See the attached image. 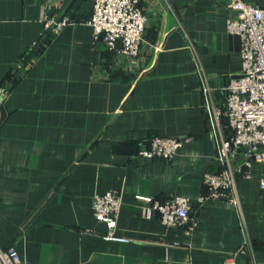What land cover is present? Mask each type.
I'll list each match as a JSON object with an SVG mask.
<instances>
[{"label":"crops","instance_id":"0c3cea01","mask_svg":"<svg viewBox=\"0 0 264 264\" xmlns=\"http://www.w3.org/2000/svg\"><path fill=\"white\" fill-rule=\"evenodd\" d=\"M92 4L0 0V94L21 69L0 100V245L22 264H224L249 238L239 264H264L263 162L238 177L237 205L197 203L204 173L223 169L197 69L216 88L241 66L227 0H141L145 42L132 71L94 39ZM48 19L64 23L50 32ZM155 135L191 139L170 161L140 155ZM114 188L122 204L109 225L92 200ZM137 195L188 197L197 224L187 232L143 216Z\"/></svg>","mask_w":264,"mask_h":264},{"label":"built area","instance_id":"2783aa9c","mask_svg":"<svg viewBox=\"0 0 264 264\" xmlns=\"http://www.w3.org/2000/svg\"><path fill=\"white\" fill-rule=\"evenodd\" d=\"M141 0H93L88 23L93 27L95 40H100L105 49L116 59L126 62L134 70L143 55L146 15ZM231 15L226 21V30L239 39L241 56L240 71L231 76L225 85L212 87L208 78L197 67L200 88L205 96L204 110L208 119L209 135L216 147V159L223 169L205 172L203 183L207 193L197 198L198 204L207 199H224L232 204L237 200V179L241 174L248 177L246 169L252 162L264 163V7L243 0H227ZM64 22L48 19L45 28L58 31ZM191 137L155 135L143 146L139 154L149 158L170 161L177 150ZM238 160V163H234ZM245 169V172H244ZM264 188V177L259 179ZM144 204L143 216L152 211L159 214L167 227L193 229L197 220L192 216L194 202L185 196L171 195L161 202L151 197L137 195ZM122 204L119 189H109L95 194L92 200L96 219L114 225ZM106 238L127 240V237L110 230ZM251 248L246 239L226 257L224 264H239L238 257ZM0 264H22L16 249L0 245ZM252 264H257L253 262Z\"/></svg>","mask_w":264,"mask_h":264},{"label":"trees","instance_id":"16d2710c","mask_svg":"<svg viewBox=\"0 0 264 264\" xmlns=\"http://www.w3.org/2000/svg\"><path fill=\"white\" fill-rule=\"evenodd\" d=\"M41 45V44H40ZM38 48V47H37ZM37 48L36 49H34V50H32L28 55H26L25 57H24V59H23V61H22V64L25 62V61H27V59L30 57V55L33 53H35L36 52V50H37ZM20 71H21V69L20 70H16L14 73H10L8 76H7V78H6V81H5V83L3 84V85H1V87H5L10 81H11V79L18 73V75L15 77V79H14V81H13V83L11 84V85H13L15 82H16V80H17V78L20 76L19 74H20ZM11 87V86H10ZM9 87V88H10Z\"/></svg>","mask_w":264,"mask_h":264},{"label":"water","instance_id":"95a60500","mask_svg":"<svg viewBox=\"0 0 264 264\" xmlns=\"http://www.w3.org/2000/svg\"><path fill=\"white\" fill-rule=\"evenodd\" d=\"M33 55V53L31 54V56ZM31 61V57H29L28 59H27V61H25L24 62V64H23V66H25L27 63H29ZM18 75V73L11 79V81L2 89V91H1V94H0V100L2 99V95L4 94V93H6L7 91H8V89H9V87L11 86V84L13 83V81H14V79H15V77Z\"/></svg>","mask_w":264,"mask_h":264}]
</instances>
